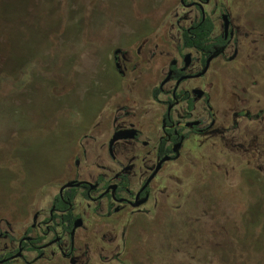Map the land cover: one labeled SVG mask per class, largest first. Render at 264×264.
<instances>
[{"label": "flooded vegetation", "instance_id": "flooded-vegetation-1", "mask_svg": "<svg viewBox=\"0 0 264 264\" xmlns=\"http://www.w3.org/2000/svg\"><path fill=\"white\" fill-rule=\"evenodd\" d=\"M251 2L178 0L111 43L99 67L111 83L72 159L18 215L0 214V264H117L127 221L163 197L169 175L203 165L229 177L238 156L261 172L264 112L230 91L264 73V13Z\"/></svg>", "mask_w": 264, "mask_h": 264}, {"label": "rangeland", "instance_id": "rangeland-1", "mask_svg": "<svg viewBox=\"0 0 264 264\" xmlns=\"http://www.w3.org/2000/svg\"><path fill=\"white\" fill-rule=\"evenodd\" d=\"M177 3L0 0V214L18 215L72 159L99 86L111 83L99 71L111 43L159 22ZM250 5L264 13V0ZM243 87L230 90L239 107L264 112V73ZM259 135L261 172L238 156L229 177L203 165L169 175L163 197L127 221L128 252L117 264H264V115Z\"/></svg>", "mask_w": 264, "mask_h": 264}, {"label": "water", "instance_id": "water-1", "mask_svg": "<svg viewBox=\"0 0 264 264\" xmlns=\"http://www.w3.org/2000/svg\"><path fill=\"white\" fill-rule=\"evenodd\" d=\"M228 25L226 24V27H227ZM228 28V27H227Z\"/></svg>", "mask_w": 264, "mask_h": 264}]
</instances>
